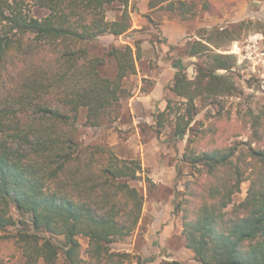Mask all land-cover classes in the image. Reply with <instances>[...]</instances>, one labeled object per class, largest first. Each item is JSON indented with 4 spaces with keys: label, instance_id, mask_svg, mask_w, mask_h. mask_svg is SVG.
Returning <instances> with one entry per match:
<instances>
[{
    "label": "trees",
    "instance_id": "trees-1",
    "mask_svg": "<svg viewBox=\"0 0 264 264\" xmlns=\"http://www.w3.org/2000/svg\"><path fill=\"white\" fill-rule=\"evenodd\" d=\"M120 2L121 15L106 18V6ZM47 13L30 12V0H0V264H145L141 255L116 250L130 236L143 211L140 160L77 139L78 121L99 128L121 116L132 95L125 79L138 71L135 43L94 48L99 36H120L132 28L130 0H35ZM151 11L193 12L187 0H149ZM243 24L203 27L181 55L196 56V74L183 68L154 115L157 133L172 122L177 138L188 134L182 160L191 168L181 197L185 245L200 264H264V105L248 111V139H223L217 111L199 120L204 104L241 96L234 68L237 57L224 52L241 39ZM114 62V73L108 70ZM243 131H236L240 136ZM148 181V179H147ZM249 181L243 200L234 202ZM15 211L18 216L15 215ZM88 238L83 254L79 236ZM160 264H186L164 259Z\"/></svg>",
    "mask_w": 264,
    "mask_h": 264
},
{
    "label": "rangeland",
    "instance_id": "rangeland-1",
    "mask_svg": "<svg viewBox=\"0 0 264 264\" xmlns=\"http://www.w3.org/2000/svg\"><path fill=\"white\" fill-rule=\"evenodd\" d=\"M34 1L35 0H30L29 9L31 14L36 16L45 15L47 11L34 5ZM187 1L192 3L194 8L193 12L185 14L184 16L179 15L177 12L172 13L164 10L152 11L149 15L142 14L136 4L132 3L131 7L133 14L131 13V30L120 36L109 33L103 34L98 37L93 46L97 52L103 53L111 45L124 46L126 44H131L132 47L136 49L135 43L138 42L141 47V57L137 62L140 71L151 72L160 65L159 61L163 63V66L179 62V67L185 69L190 77H194L196 74L195 63L199 58L196 56L181 55L180 53L188 39L197 37V34L203 27H232L233 25L245 22L242 26L243 36L241 39L233 41L224 47L226 49L224 52L233 53L237 57L234 77L240 89L243 90V94L241 96H225L218 98L219 105L216 106L209 104V102L204 104L201 99L197 100V104L200 107V114L197 116V119H206V115L209 111L210 113L207 116H211L210 119H214L212 115L216 114L218 111L220 113L219 123L224 127L225 131L223 139L231 144H239L248 139V111H257L264 105V0ZM135 7L137 10H135ZM121 13L122 8L119 1H115L106 6L105 14L108 20L118 18ZM151 15H153V18ZM164 15H168L171 21H176L187 27L186 35L180 42L171 43L169 38H166L162 34L161 23ZM108 70L110 73H114L113 61L108 60ZM140 81L141 79L138 71L136 74L128 76L125 79V86L131 91L132 95L123 100V109L118 119L107 122L99 128H91L85 124L86 111L82 110L78 121L79 129L77 139L79 141L92 142L95 145L103 147L105 150L101 151L99 154L102 163L108 161L112 152L121 159L140 160L142 167H144L143 171L140 173L142 179L133 181L132 184L142 188L145 196L147 194L155 195L156 197L167 199L170 205L171 202L172 205H175L176 201L181 197L186 181L191 178V168L182 160L188 134L183 138L174 136L172 132V122H169L161 133H157L155 127H151L153 124L146 122L148 117L139 113L134 108V103L132 104L131 100L139 87L142 92L146 91L151 88L153 81L151 79L145 81L144 79L142 86H140ZM167 87L168 85L164 88L163 102L167 104L168 98L180 100L177 96L172 97L171 95L173 94L170 93ZM158 111L156 110L153 114L154 121V115ZM137 127H141L143 130V133H141V140L143 143L156 136L159 137L160 141L156 145L158 148L154 146V148H156L154 149L155 153L157 152L158 157L162 158L164 162L174 165L176 168V174L173 180L170 181V185L155 183L153 178L150 177L149 166L143 165L140 155H134L135 152L134 148L131 147V143L135 141L133 137ZM236 131H243V134L236 136ZM160 136L163 138L161 139ZM146 149L147 151L145 153L149 161L155 162L156 159L153 150H150L148 146L145 145V150ZM248 187L249 181H245L242 184L241 192L234 196V202H239L244 199ZM15 215L18 216L16 211ZM177 216L179 217L183 231L181 217L180 215ZM148 220L149 217H146L142 224H138L136 230L130 236L117 239L112 245L113 248L137 253L142 256L145 264H160L164 259H176L160 257L159 255H143L142 250L146 242L145 233L147 231ZM182 236L184 240L175 239L173 243L174 249L181 248L185 245L183 233ZM79 239L82 243V252L84 254L88 245V238L80 235ZM186 255L187 254H185L183 260L186 264H200L195 257V253ZM17 259L18 260H10L9 264L19 262L20 258ZM57 264H65L63 254L59 256Z\"/></svg>",
    "mask_w": 264,
    "mask_h": 264
},
{
    "label": "crops",
    "instance_id": "crops-1",
    "mask_svg": "<svg viewBox=\"0 0 264 264\" xmlns=\"http://www.w3.org/2000/svg\"><path fill=\"white\" fill-rule=\"evenodd\" d=\"M132 3L136 4L142 14H151L150 12L152 11L149 8V0H130V5ZM131 6L130 8L132 10ZM135 10H137L136 7ZM151 17L153 18V15H151ZM161 30L162 34L166 38H169L171 43H178L186 35L187 27L176 21H171L168 18V15H164L161 23ZM178 63L179 62L163 66V63L159 61L160 65H158L156 69L151 72L140 71L138 67L141 79L140 86H142L144 79L145 81H147V79H151L153 81V85L151 88L143 92L139 87L133 95L131 102L132 104L134 103V108L139 113L148 117L146 122L149 124L155 123L153 114L156 110L158 111V108H165L166 104L163 102L164 88L172 83L175 73L179 70V68H181ZM170 93L173 94L171 95L172 97H176L173 92L170 91ZM141 133H143L142 128L137 127L133 137L135 141L131 143V147L134 148V155H140L143 165L149 166L150 177L153 178L155 183L170 185V181L173 180L176 174V168L174 165L164 162L162 158L158 157L157 152L155 153L154 149L158 148L156 145L160 141L159 137L156 136L155 138H151V140L143 143L141 140ZM160 138L162 139L163 137L160 136ZM145 145L148 146L150 150H153L154 157L156 159L155 162H150L149 158L146 156L145 152L147 149L145 150ZM154 146H156V148H154ZM146 217H149V220L147 221V231L145 233L146 242L142 250L144 256L159 255L160 257L179 258L184 260L185 254H194L193 251L185 245L178 249H174L175 247H173V243L176 238L178 240L184 239L182 236V226L180 224L179 217L174 212V204L172 205V202L170 205L167 199L147 194L145 196L142 217L139 224H142Z\"/></svg>",
    "mask_w": 264,
    "mask_h": 264
}]
</instances>
